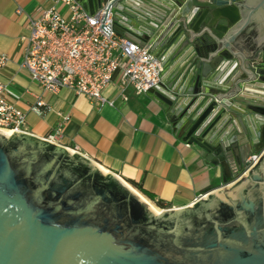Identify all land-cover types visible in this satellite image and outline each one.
Returning a JSON list of instances; mask_svg holds the SVG:
<instances>
[{
    "label": "water",
    "instance_id": "95a60500",
    "mask_svg": "<svg viewBox=\"0 0 264 264\" xmlns=\"http://www.w3.org/2000/svg\"><path fill=\"white\" fill-rule=\"evenodd\" d=\"M79 1L91 13L107 2ZM110 10L141 46L178 44L182 84L152 92L224 184L157 214L78 152L0 130V264H264V0H112L103 21Z\"/></svg>",
    "mask_w": 264,
    "mask_h": 264
},
{
    "label": "crops",
    "instance_id": "0c3cea01",
    "mask_svg": "<svg viewBox=\"0 0 264 264\" xmlns=\"http://www.w3.org/2000/svg\"><path fill=\"white\" fill-rule=\"evenodd\" d=\"M50 2L0 0V52L10 58L1 69L0 79L8 84V98L27 113L25 132L45 138L56 127L61 114H68L70 118L58 143L125 180L161 210L186 207L222 186L224 180L220 165L208 161L204 150L197 144L188 143L178 136L165 102L152 91L139 94L130 88L127 100L117 94L120 72H116L113 82L105 90L107 95L114 97L115 105L101 108L86 96L69 89L58 93L46 92L33 80L30 73L20 66L24 53L21 37L29 32L28 16ZM19 7L22 12H18ZM60 9L66 11L65 6L60 5ZM177 45L167 47L162 44L158 51L164 58L163 81L174 82V86L183 82L181 77H176L177 67L183 58V54L173 56ZM236 62L234 60L233 64ZM39 97L46 103L43 114L30 109ZM189 98L183 97V101ZM245 116L250 123L249 114ZM242 120L246 126L244 116ZM235 126L231 123L221 136L230 138ZM130 181L141 185L155 199L145 195ZM158 200L164 201L165 207L158 206Z\"/></svg>",
    "mask_w": 264,
    "mask_h": 264
},
{
    "label": "built area",
    "instance_id": "2783aa9c",
    "mask_svg": "<svg viewBox=\"0 0 264 264\" xmlns=\"http://www.w3.org/2000/svg\"><path fill=\"white\" fill-rule=\"evenodd\" d=\"M110 1L91 13L79 0H51L48 6L28 16L29 32L21 37L24 53L20 66L44 91L58 93L69 89L101 108L115 105L114 97L105 90L116 72H120L117 94L123 100L128 99L130 88L139 94L147 93L163 82L164 58L158 50L120 35L114 28L112 10L103 21ZM22 11L19 7L18 12ZM108 21L109 34L101 27ZM9 60L6 53L0 52V72ZM7 89L8 84L0 79V130L25 132L27 113L8 98ZM45 105L39 97L30 109L43 114ZM69 118L68 114H61L54 130L44 139L59 144ZM259 156L251 154L245 168L252 166Z\"/></svg>",
    "mask_w": 264,
    "mask_h": 264
},
{
    "label": "trees",
    "instance_id": "16d2710c",
    "mask_svg": "<svg viewBox=\"0 0 264 264\" xmlns=\"http://www.w3.org/2000/svg\"><path fill=\"white\" fill-rule=\"evenodd\" d=\"M130 183H132L136 188H138L140 191H142L145 195H147L148 197H150L151 199H155L154 195L148 191H146L141 185H139L138 183L134 182V181H130ZM157 205L160 207H165V203L162 200H158L157 201Z\"/></svg>",
    "mask_w": 264,
    "mask_h": 264
},
{
    "label": "bare ground",
    "instance_id": "6f19581e",
    "mask_svg": "<svg viewBox=\"0 0 264 264\" xmlns=\"http://www.w3.org/2000/svg\"><path fill=\"white\" fill-rule=\"evenodd\" d=\"M4 132H6V133H8V134H11L10 132H7V131H4ZM128 185L130 186V188H132L138 195H140L141 196V198H143L152 208H153V210H155V212L156 213H160L161 211L152 203V202H150L146 197H144L138 190H136L132 185H130L129 183H128Z\"/></svg>",
    "mask_w": 264,
    "mask_h": 264
},
{
    "label": "rangeland",
    "instance_id": "374dc122",
    "mask_svg": "<svg viewBox=\"0 0 264 264\" xmlns=\"http://www.w3.org/2000/svg\"><path fill=\"white\" fill-rule=\"evenodd\" d=\"M157 207V206H156ZM158 208V207H157ZM159 209V208H158ZM160 211H161V209H159ZM157 214H159V213H157Z\"/></svg>",
    "mask_w": 264,
    "mask_h": 264
}]
</instances>
